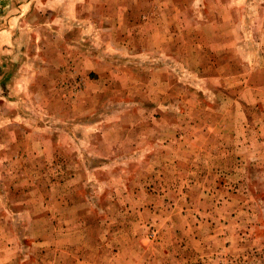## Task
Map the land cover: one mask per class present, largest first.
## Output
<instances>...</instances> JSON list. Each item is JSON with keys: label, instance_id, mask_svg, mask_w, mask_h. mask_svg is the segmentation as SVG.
Returning <instances> with one entry per match:
<instances>
[{"label": "rangeland", "instance_id": "obj_1", "mask_svg": "<svg viewBox=\"0 0 264 264\" xmlns=\"http://www.w3.org/2000/svg\"><path fill=\"white\" fill-rule=\"evenodd\" d=\"M71 1L0 57V261L264 264V0Z\"/></svg>", "mask_w": 264, "mask_h": 264}, {"label": "crops", "instance_id": "obj_2", "mask_svg": "<svg viewBox=\"0 0 264 264\" xmlns=\"http://www.w3.org/2000/svg\"><path fill=\"white\" fill-rule=\"evenodd\" d=\"M23 0H6V1H0V11L5 12L8 11L11 8V5L14 3V5L18 6L17 7V15L16 17L6 20L5 22H0V57L6 59V64L8 71V66L11 61L12 64H16L18 67H20V61L25 60L26 58L30 57V51H28V44L26 43V39L31 40L32 46L40 45L41 41V36L38 35V31H40V22H29L26 20L23 12L25 11H37L43 6L44 10L46 11H56L58 9V0H26V2H22ZM90 0H72L71 5H70V10L73 12L77 10L78 6L81 4L78 3H86L89 2ZM102 1V6L104 8V3L109 0H101ZM13 2V3H12ZM138 3V0H132L131 3H129V7H134L135 4ZM90 5V4H89ZM92 5V4H91ZM95 9L99 6L98 3L94 4ZM129 7L127 8L124 6V8H121L123 15L118 16V21L114 18V16L110 17H104L103 20L102 18H99L100 21L104 24V27L107 24H113L114 27H116L117 22H125L126 17H125V12H129ZM97 11V9L95 10ZM97 15V14H96ZM99 16V15H98ZM117 17V16H116ZM90 22V20L88 19ZM89 22H84L85 26H89ZM107 22V23H106ZM48 23V24H47ZM82 23V22H79ZM58 25L61 27L58 30ZM65 25L58 24V22H46V29L44 32L48 34V36L52 39L55 44L58 42V40L63 39L65 36V32L62 29V27ZM69 26V25H68ZM84 26V27H85ZM98 30V29H97ZM40 36V38H39ZM161 38V35H158L157 32H153L148 36V42H150V46L153 47L151 43H153V40H155V43H159L158 38ZM39 42L36 44L35 42ZM40 56V54L38 53ZM77 55V56H76ZM48 58H57L58 53L55 51H50L46 55ZM70 57V59H77L80 58L82 60L81 62H84L86 65V69H89V65L93 67V71L96 73H99V68L101 67H107L110 64L108 63L107 59L105 57L106 54H98L96 57H94L93 54L87 52V53H68V52H60L59 53V58L60 60H63L65 63V60ZM98 59L97 61H94ZM19 63V64H18ZM104 65V66H103ZM15 66V65H14ZM4 69V71H5ZM6 73V72H4ZM10 73H8L7 76H9ZM19 83V81H18ZM1 263H8V264H21V261H12L9 263V260H2L0 261ZM69 264H90V261L88 258L81 257L80 259H76Z\"/></svg>", "mask_w": 264, "mask_h": 264}]
</instances>
